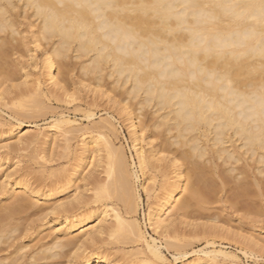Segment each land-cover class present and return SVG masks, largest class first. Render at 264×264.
Instances as JSON below:
<instances>
[{"label": "bare ground", "instance_id": "bare-ground-1", "mask_svg": "<svg viewBox=\"0 0 264 264\" xmlns=\"http://www.w3.org/2000/svg\"><path fill=\"white\" fill-rule=\"evenodd\" d=\"M259 3L0 0V107L12 106L17 122L15 128L0 133L33 126L22 117L49 110L43 98L69 103L68 99L77 97L82 90L72 80L75 59L76 73L89 81L81 85L91 93V104L96 106L97 95L101 96L118 116L116 123L125 122L136 158V163L130 160L129 164L123 147H114L110 135L118 132L116 123L108 117L94 122L91 111L84 116L89 121L84 127L62 113L56 118L54 113L51 134L36 130L18 136L17 146L20 141L46 144L45 138L50 136L49 161L60 156L57 148L68 150L71 140L78 138V161L52 173L43 191L35 190L27 178H18L20 175L8 182L13 173L3 169L6 155L18 147L7 144V149L5 145L8 151L0 153V264H117L125 254L119 258L108 255L110 252L84 253L87 246L104 241L101 235L112 234L114 227L124 229L125 234L122 229L117 232L119 238L128 237L131 244L143 240L148 252L137 250L130 255L143 253L147 257L150 253L164 260L161 238L148 235L147 239L136 219L129 222L125 218L140 208L138 171L142 176L148 173L153 182L158 176L163 179L146 214L151 230L163 238L170 235L167 230H172L176 215L195 212V216L204 217L205 204L227 182H233L230 187L237 199L253 195L257 200L255 197L264 195V148L260 144L264 130V12ZM21 54L33 68L42 64V77H34L30 84ZM21 75L25 81L14 83ZM88 164L90 169L82 174ZM74 175L81 184H74ZM72 188L74 193H70ZM252 200L247 205L251 206ZM115 201L121 202L122 210L114 206ZM82 207L89 211L82 212ZM20 212L26 213V218L53 214L62 218L64 227L49 243L11 245L19 225L26 222ZM108 214L112 215L110 224L106 222ZM94 219L98 223L92 226ZM190 222L184 223L204 234L221 229L215 224ZM247 243L249 255L260 248L254 237L247 238ZM101 244L96 248L107 252L109 247ZM165 245L175 247L174 261L188 254L181 244L166 241ZM207 253L209 259L221 255L234 261L233 254L221 249L213 255ZM52 258L61 261L52 262ZM126 264H140V259Z\"/></svg>", "mask_w": 264, "mask_h": 264}, {"label": "rangeland", "instance_id": "rangeland-1", "mask_svg": "<svg viewBox=\"0 0 264 264\" xmlns=\"http://www.w3.org/2000/svg\"><path fill=\"white\" fill-rule=\"evenodd\" d=\"M22 34L27 35L25 31H23ZM37 52H38L37 57H40L39 49H37ZM13 56L17 57V54L13 55ZM20 59L23 60V62H26L25 66H24L25 68L23 69V71L26 70V71L30 72V76L28 78H25V79H27L28 84H30L31 79H34V77H42L41 73H42L43 68H42L41 63H38L36 65V67L33 68L32 66H29V61L24 54L23 55L21 54ZM37 59H39V58H37ZM72 61L75 62V63L72 62V67L74 68L72 71V78H73L72 80H74V82H75L74 86L76 85V87H79L82 90V91L80 90L81 91L80 94L76 95L77 97H74L75 100H73L74 98L68 99V100H71V102H69V103L64 102V101L55 102V101H53L52 97L50 98L51 101H48L47 98H43V101L45 100L44 102L46 103V106L48 107L47 109H49L47 111L45 110L47 113L43 111L41 114H39L35 117H32V118H29V117L23 118L22 117L23 121L29 120V122H32V124H33V126H31V127L24 128V130H20L19 132L14 131L11 134L8 132L7 133L5 132V134L0 133V135L2 134L0 136V146H3V148L1 147V149H0V153H5L8 151L7 150L8 149L7 144H8V146L9 145L17 146L16 143L19 142L18 136L22 135L24 133L33 132V131L37 130V131H41L44 133L49 132V134H51L50 131L52 132L53 128H50V126L53 124L52 123L54 121L53 117L56 115L55 117L57 118V116H59L60 113L65 115L67 118L74 120L73 124H75L79 127H84L86 124H88L89 121L84 117L86 112H88V111H91L94 113V117L92 119V121H94V122H97L101 119H104L105 117L106 118L108 117L109 119L113 120L114 123H116V119H118L117 118L118 116H116V114L113 111V108L111 109L109 107L108 102L105 101L104 98H102L101 96L99 97L97 95L98 101H97L96 106L91 104L90 100H92L91 99L92 95H91V93L89 94V92L87 93V91H85L86 89L83 90L84 88L82 86V85H84L82 83L88 84L89 81L85 80V79L81 80L82 78L79 77L78 74L76 73L77 72L76 70L78 67L77 66L78 60L73 59ZM21 74H23V73L21 72ZM19 79H21L22 81ZM19 79H18L19 81H15L14 83L21 84L25 81L23 75H21V78H19ZM76 80L80 84L77 83ZM85 81H87V82H85ZM46 85H47L46 83L42 84L43 90H46V87H45ZM89 85H93V84L91 83ZM80 86H82V87H80ZM90 95H91V97H90ZM117 96H119V95H117ZM25 99H28V97ZM88 103H89V106H88ZM98 103H99V105H98ZM90 105H92V106L90 107ZM5 107H3V108L0 107V109H1L0 110V120L5 119V122H6L5 123L4 120L3 121L1 120L4 123V125L3 124L0 125V129H1L0 132H2V130H7L9 128L13 129V128H15V125H17V122L14 121L15 116H13V115H15V113L11 108L12 106L7 104V107L6 108ZM107 108L111 109L112 111L108 110ZM50 109H52L53 112H52V110L50 111ZM12 113H14V114H12ZM54 113H55V115H54ZM45 114H47V115H45ZM50 116H52V117H50ZM47 117H48V119H47ZM20 119H21V117H20ZM9 124H11L12 126ZM115 126H116V130L118 132H116V135H112V134H111L112 136L110 135V138L112 140L114 147H116V148H120V147L122 148L123 147L125 155L127 156L126 158H127L128 163L129 164L131 163L130 160H133L136 163V158H135V154H134L135 152H134L133 148L131 147V143L128 140V136H127L128 134L126 131L125 122L122 123V121H120V122L116 123ZM77 133L79 134L80 131ZM50 140H51L50 136H48L47 139L45 138V141L47 142L46 144H39V143L38 144H36V143L28 144L27 143L28 145H26V142H24V141L21 144L22 141H20V144H18V146H17L18 149H16L17 152L15 151L12 153H8L6 155L7 162L3 166V169L8 168V171L13 173V176L10 177L8 182H12V180L15 179V177H17V175H20L18 178H20V177L27 178L29 180V182L32 184V187L35 188V190L38 189L40 191H43V190H45L47 183L50 181V178L53 176V175H51L52 173L56 172L58 169L71 168L73 165H75L76 161H78L77 156H78V152H79L80 147H81V146L78 147V144L76 143L77 142L76 140H78V138L71 140V147L68 150H62V148L61 149L57 148V151L60 152V153H58L60 156H58V158L56 157L55 161L54 160L49 161V159H48V158H50L51 154L49 152H51V147H52V146L51 147L48 146V144H50L49 143ZM59 142L61 143L60 140H59ZM5 145H6L7 149L5 148ZM144 148L146 149L147 145H145ZM41 151H42V153H41ZM44 152H46L47 154ZM75 152H77V153H75ZM48 154H49V157H47ZM89 164L87 165L88 167L86 166L84 168L82 174H85L87 172V170L90 169ZM102 166H104L103 163L100 166V168L97 167L99 172H100V169L103 171ZM130 167L132 168L131 165L129 166V169H131ZM100 174H102L101 176L105 175V174H103V172ZM137 174L139 176L138 183H137L138 184V190H139V193L141 196L140 208L133 215L132 214L131 215L128 214L127 216L125 215V218L129 222L136 219L139 222V224L141 225L142 230L146 233L147 239H149V236H152V237L157 238V239L161 238L159 240H161V242H162L161 244L163 245L162 252L164 255V260L157 259L156 257L151 255L150 253H147L148 254L147 257L143 253H141L139 255H130V253L132 254V252L137 251V250L142 251V252H148V250L146 249L142 239H138V240L134 241L132 244L127 242V241H131V240H129L128 237H126V238L124 237L125 239H123V238L120 239L119 234L121 232L123 234H125V233H124V229H122V228L118 229V227L112 228V230H115L112 232V234L115 232L113 235L109 234L108 232L101 235V237L103 238V240L107 244L105 243V245H104V244H101V242L103 243L104 241H100V242L98 241V244L100 243L102 246L107 245L106 247H109L107 252H101L100 249H97L98 248L97 246H100V245L95 243V244H97V246L91 245L92 247L91 246L90 247L87 246L88 248L86 247L87 249L84 250L85 254H86V252H88L87 254H98V253H106L107 254L108 252H110V254H108V255H110V256L115 255V256H118L119 258L123 254H125L124 257L119 259L117 264H126L127 261H130L133 259L134 260L140 259V264H264V195L255 197V198H257V200L254 199V196L252 195V197H253V200H252L251 199L252 197L250 196L251 195L250 194L249 197H251V198H249V199L245 198L246 201L248 200V203H247L245 201L244 197L237 199L236 198L237 196L232 194L233 190H231V189L234 187L233 182H227V184L224 186L225 190L222 189L221 191H219L215 196H213L212 198H210L208 200V202H207V204L209 203L208 205L205 204V206L206 207L208 206V207H207V210L205 211L206 214H204L205 215L204 217L195 216V212H191V214H188L187 216H184V215H178L177 216L176 215L175 220L173 222L174 224L172 225V228H171L172 230H167L170 235H167L166 238H163L160 236L158 237V235L156 233H154L153 230H151V228L147 222V217H146L149 206L152 205L154 202L153 196H155L157 194V192L159 193L158 188H159L160 182H162L163 179H162V177L158 176L155 178V181L153 182L149 179L148 173L146 175L142 176L140 174V172L138 171ZM75 176L76 175L73 176L74 181L76 180V182H74V184L75 183L81 184L82 182H81L80 178L78 177V179H77ZM80 176H82V175H80ZM169 176H170V174L168 175V177ZM1 180H2V178H0V181ZM226 188L230 189V190L227 191ZM74 189L75 188H72L70 193L75 191ZM148 192H149V194H151V196L147 195ZM233 195L236 197H234ZM70 196L72 197L73 194H71ZM70 196H69V198H71ZM66 199H68V198H66ZM240 199H242L243 201H241ZM0 200H3V198L1 196H0ZM249 200L250 201L252 200L253 204H251V206L247 205V204L251 203ZM64 201H66V200H64ZM254 202H256V203H254ZM36 203L40 204V202H36ZM114 206L118 209H121V210L123 209L120 201H115ZM209 209H211V211ZM207 212L209 214H207ZM19 215L21 217L20 216H18V217L24 219V221L26 220V222H25V224L21 223V225H19L20 230L16 231L17 232L15 234L16 238L15 239L12 238L13 241L12 240L11 241L13 244L11 243V245H14V244L16 245V243L18 244L20 242L19 244L23 243V244H25V245L27 244L31 247H37V246H39V244H37V243H40V242L45 243L46 241H48L46 243H49V240H51L54 235L59 234V231L62 230V228L64 227L62 218L56 219V216L53 214H49V215H47V217H45L44 214H39V215L37 214L35 216H32L31 218L30 217L26 218L27 216H26V213H24V212H20ZM196 215H197V213H196ZM111 216L112 215H110V214L107 215V217H106L107 218L106 219L107 224L109 222L111 223V221H112ZM216 217H218V218H216ZM207 219H209V220H207ZM69 220H71V218H68L67 221H69ZM106 222H105V224H106ZM184 222H187V223L188 222H190V223H193V222L194 223H202L203 222L205 224L208 223L207 225L215 224V225H217V227L219 229L220 228L221 229L220 230H218V229L217 230H211V231H209L208 234L207 233L204 234L200 230L195 231V229L192 230V228L190 230L189 229L190 227L185 225L186 223H184ZM213 222H215V223H213ZM97 223H98V220L94 219L92 221L91 225L94 226V225H97ZM120 229H122L123 231H121ZM117 232H119V234ZM51 234H52V236H51ZM94 234H96L97 236H100L97 232H95ZM175 234H176V236H175ZM249 237H254L256 239V241L260 244L259 245L260 248L255 250L254 255H249L250 249H249L248 243H247V238H249ZM166 241L169 243H176L179 245L180 244L183 245V248L182 249L180 248V249L183 251H186L188 254L184 257H181L179 259V262L174 261L172 258V254L174 252L175 247L172 248L173 247L172 245H171V247L166 246L165 245ZM41 243H40V245H41ZM36 244H37V246H34ZM166 247H168V249H166ZM7 248L12 249L13 247L7 246ZM25 249L28 250V248H25ZM220 249L224 250L225 252L233 254L234 255V261H229L228 259H225L221 255L217 256L214 259H212V257L209 259L204 254V252H208L207 253L208 255H213V253H212L213 251L220 250ZM7 250L9 251V249H6V251ZM243 252H245L246 254H244ZM58 260L59 259L54 261L52 258L51 261L52 262H58ZM59 261H61V258Z\"/></svg>", "mask_w": 264, "mask_h": 264}, {"label": "snow or ice", "instance_id": "snow-or-ice-1", "mask_svg": "<svg viewBox=\"0 0 264 264\" xmlns=\"http://www.w3.org/2000/svg\"><path fill=\"white\" fill-rule=\"evenodd\" d=\"M259 7L262 10V12H264V0H260ZM260 144H261V147L264 148V130H262V134L260 137ZM201 159H203V157H201ZM239 162L242 163V161H239ZM80 210L82 212H88L89 211L87 208H83V207Z\"/></svg>", "mask_w": 264, "mask_h": 264}]
</instances>
